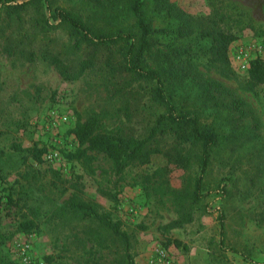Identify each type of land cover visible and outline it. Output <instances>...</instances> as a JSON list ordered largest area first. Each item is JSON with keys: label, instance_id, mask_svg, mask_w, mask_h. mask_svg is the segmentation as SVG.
I'll return each instance as SVG.
<instances>
[{"label": "rangeland", "instance_id": "374dc122", "mask_svg": "<svg viewBox=\"0 0 264 264\" xmlns=\"http://www.w3.org/2000/svg\"><path fill=\"white\" fill-rule=\"evenodd\" d=\"M51 1L93 29L135 31L131 0ZM169 3L192 17L218 15L236 37L229 46L228 63H213L203 55L191 60L199 73L242 98L260 123L255 130L250 118L240 121L212 109L200 116L201 123L219 135L204 177V193L224 186L226 196H207L192 207L191 222L178 228L173 226L181 215L177 200L165 192L191 191L195 166L163 174L165 158L153 155L149 164L129 166L118 175L109 160L100 158L95 174L88 175L67 158L78 148L71 130L77 122L99 114L104 131L122 128L143 135L157 113L148 97L150 85L126 83L127 95L122 97L115 86L124 83L110 79L98 66L76 81H64L47 62L7 56L0 45V196L11 195L17 203L16 220L36 223L32 232L13 235L14 227L0 224V253L14 264H87L102 256L113 260L114 255L99 246L106 233L96 223L78 220L63 209L75 193L71 185L80 190L79 199L121 223L131 237L135 264H264V83L254 89L247 84L251 64L264 60V0ZM145 11L155 30L153 53L183 44L206 47L195 36L178 40L174 33L177 18L158 14L153 0L145 1ZM40 17L41 13L28 9L16 40H23L27 47L33 42V48L68 49L71 40L64 30L35 28ZM164 29L170 33L163 34ZM152 63L148 56L146 64ZM63 116L66 122L61 121ZM34 146L46 148L41 163L28 151ZM219 209L224 213L223 227Z\"/></svg>", "mask_w": 264, "mask_h": 264}, {"label": "trees", "instance_id": "16d2710c", "mask_svg": "<svg viewBox=\"0 0 264 264\" xmlns=\"http://www.w3.org/2000/svg\"><path fill=\"white\" fill-rule=\"evenodd\" d=\"M145 1L131 0L129 5L135 31L105 32L93 29L67 9L53 6L51 0H0V45L7 56H21L30 62L39 59L47 62L64 81H76L98 66L110 79L116 77L124 83L115 86L122 97L127 95L126 83L143 82L150 85L148 97L157 113L143 135L136 136L122 128L104 131L101 115L92 114L83 122H77L71 130L78 148L67 158L79 163L90 176L95 174V164L100 158L109 160L114 173L118 175L129 166L149 164L153 155L165 158L166 166L161 169L163 174L173 169L184 170L195 166L197 176L191 191L185 188L178 192H165L177 200L181 215L173 221V226L180 228L191 222L192 207L207 196H226L224 186L204 193V177L212 151L219 143V135L203 125L200 116L207 109H212L227 112L240 121L250 118L255 130L260 123L242 98L221 83L199 73L191 61L203 55L213 63H228L229 46L236 37L223 25V19L218 15L192 17L169 3V0H153L158 14L164 12L165 16L177 18L174 33L178 40L195 36L197 40L206 42V47L200 44L194 48L190 44H183L171 46L167 51L157 49L153 53L155 30L147 18ZM30 8L41 13L35 28L40 31L62 29L66 32L71 40L68 49L65 46L66 49H49L47 45L33 48V42L27 47L23 40H16L19 31L23 30V14ZM162 33L170 32L164 29ZM148 56L153 59L151 66L146 64ZM263 83L264 60L256 59L249 68L247 84L254 89ZM28 151L35 162L41 163L46 148L34 146ZM71 189L75 193L65 202L63 209L78 220L96 223L100 231L107 235L99 246L109 255H114L111 261L108 256H102L87 261V264H135L131 254V237L121 228V223L114 221L110 213L102 211L95 204L79 199L77 185H71ZM16 208L17 203L11 195L5 199L0 196V224L15 228L10 235L35 230L34 221L24 218L16 220ZM219 222L223 227L224 213L220 209ZM174 244L177 247L180 245L178 241H174ZM0 264L14 262L0 253Z\"/></svg>", "mask_w": 264, "mask_h": 264}, {"label": "built area", "instance_id": "2783aa9c", "mask_svg": "<svg viewBox=\"0 0 264 264\" xmlns=\"http://www.w3.org/2000/svg\"><path fill=\"white\" fill-rule=\"evenodd\" d=\"M61 121H62V122H66V121H67V117H66V116L61 117ZM48 159H50V160L52 161L54 158H53L52 155L49 154V155H48Z\"/></svg>", "mask_w": 264, "mask_h": 264}]
</instances>
